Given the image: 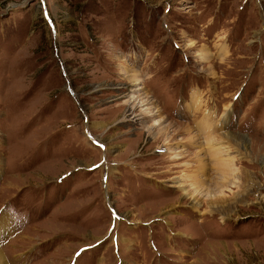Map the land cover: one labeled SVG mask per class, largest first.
<instances>
[{
    "label": "rangeland",
    "instance_id": "rangeland-1",
    "mask_svg": "<svg viewBox=\"0 0 264 264\" xmlns=\"http://www.w3.org/2000/svg\"><path fill=\"white\" fill-rule=\"evenodd\" d=\"M1 215L7 264H264V0H0Z\"/></svg>",
    "mask_w": 264,
    "mask_h": 264
},
{
    "label": "bare ground",
    "instance_id": "bare-ground-1",
    "mask_svg": "<svg viewBox=\"0 0 264 264\" xmlns=\"http://www.w3.org/2000/svg\"><path fill=\"white\" fill-rule=\"evenodd\" d=\"M203 59H204V57H203ZM127 77L129 78V82H130L131 85H133V86L137 85V87L133 90V92L134 93L138 92L137 94H139V97L140 96L142 97L143 94H144V93H142V91H143L142 90L143 89V87H142L143 83L141 82V79L138 77L137 72L134 71L133 74L130 73L129 76H127ZM135 98H138V97H134V95H131L127 102L129 103L130 101H133ZM139 99H140V101L137 102V103L136 102L135 103L132 102L133 106L130 109L131 111L133 110L132 112H135L134 110H139L138 108L141 107V110H139V113L137 115H135V117H137V118H138V116H140L139 119H137L136 121H144V120L146 121L147 119H151V118L155 119L157 117L158 119H155V124H154V127L157 128V132H155L153 134V131L151 129H149L148 133L150 135H152L153 137H156V136L160 137L162 134L166 135L167 127L163 126L164 125L163 123H165L164 119L159 118V112L160 111L156 107H154L155 106L154 102L152 100H148L146 98H139ZM129 104H131V103H129ZM188 126L189 125H187V127L184 126L186 128L184 130L187 131V129H189ZM221 130H223V129H221ZM186 133H188V132H186ZM216 137L217 138H208L207 147H209L208 152H209L210 156H212V158H215V162H216L215 166H217L216 168H217V171H218L220 168H225L227 165L232 164V162L234 161L235 157L231 156V151L233 149H231L230 146H227L228 143H230V144L234 143V145H236L237 147H240V148L243 147L244 149H246L247 144H248V137L239 136V135L232 134V133H223V132L218 133L216 135ZM168 142L169 141L164 142V145H163L164 148L168 147ZM249 142H250V139H249ZM169 150L170 149H168V151ZM223 156L227 157V159H223L222 158ZM175 159H177V158H175ZM202 165H203V163H202ZM232 166H233V164H232ZM227 168H228V166H227ZM232 170L234 172V169H232ZM113 173H114V171H113ZM220 173H222V172H220ZM173 185H174V187H178V188L184 189V194L185 195H190V196L194 197V193L193 192L189 193L188 191H186V189L184 188L185 187L184 183H179L178 181H175L173 183ZM192 189H194V188H192ZM194 192H197V190L194 191ZM205 195H204V197H205ZM216 202H217V200H214V203H216ZM214 203H213V201H211V205L214 204ZM218 203L219 202L216 203L217 205H213L215 207H211V208L213 209L212 211L217 212L220 215H222L223 216L222 219L223 218H228L229 214L232 211H235L234 208H225V207H222V205L218 206ZM195 204H197V202ZM10 222L11 221L8 222L7 218L4 220L3 215H1V217H0V240L1 239H5L6 237H8L7 234H9L10 227H12ZM23 237H24V235H23ZM2 249L3 248L0 249V264H7V260H6V257L3 254V250Z\"/></svg>",
    "mask_w": 264,
    "mask_h": 264
},
{
    "label": "snow or ice",
    "instance_id": "snow-or-ice-1",
    "mask_svg": "<svg viewBox=\"0 0 264 264\" xmlns=\"http://www.w3.org/2000/svg\"><path fill=\"white\" fill-rule=\"evenodd\" d=\"M45 3V0H40V4L43 5ZM45 17L47 16V13L44 14ZM100 147H103V145H99ZM77 255H79V253H77Z\"/></svg>",
    "mask_w": 264,
    "mask_h": 264
}]
</instances>
